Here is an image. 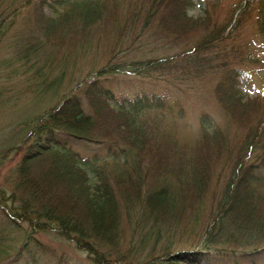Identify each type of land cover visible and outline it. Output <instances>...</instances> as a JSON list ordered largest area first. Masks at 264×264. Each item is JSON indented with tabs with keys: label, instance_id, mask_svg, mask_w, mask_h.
<instances>
[{
	"label": "trees",
	"instance_id": "1",
	"mask_svg": "<svg viewBox=\"0 0 264 264\" xmlns=\"http://www.w3.org/2000/svg\"><path fill=\"white\" fill-rule=\"evenodd\" d=\"M4 1L7 2L4 7L7 13L0 18V35L2 30L5 31L3 25L12 22H8L9 15L33 4V0ZM137 1V6L126 11L129 27L140 21L141 30L162 40L159 48L163 53L131 61L127 67L118 63L99 67L88 88L81 94L66 90L61 101L49 108L50 111L47 109L36 121L26 123L29 129L26 142H31L20 165L23 173L28 171L27 163L41 154L56 156L66 162H52L51 167H47L46 175L52 176L49 186H46L49 192L46 187L42 192L40 185L32 182L25 173L18 183L22 186L19 187L22 196L16 192L18 187L9 195L0 190L1 198L17 207L12 214L28 226L23 230L24 239L16 247L13 262L39 264L42 257L38 255V250L43 245L35 235L52 229L62 236L73 237L75 246L89 254L95 264L114 263L108 256L110 251L101 248L99 241L110 239L113 224L120 213L119 193L110 186L106 165L108 159L114 161V166L116 162L119 165L133 150L141 159L142 156L148 157L146 174L134 179L128 176L127 179L122 174L124 171L120 170L118 177L124 186L132 188L129 195H124L129 208L138 206L153 220L166 214L176 220L184 212L177 204L185 206V201L192 202V205L198 203L211 185L218 166L224 179L222 198L220 196L217 210L212 214L211 227L205 229L203 238L189 249L182 248L175 253L164 251L166 257L161 259L162 264H181L182 260L189 264H213L223 260H230L233 264H256L264 257V91L263 95L257 93L248 98L241 86L242 79H246L241 65L245 61L258 64V71L262 73L264 52L257 55L247 50L248 46L233 44L227 51L232 33L237 32L253 14L264 48V0H244L223 21L213 19L208 8L203 15L193 18L188 14L193 6L192 0ZM34 5L33 16L29 18V31L30 27L34 28L41 41H27L29 45L22 50L21 60L30 67H36L38 76L43 74L42 78L37 76L39 80H35V89H32L36 95L43 97L47 95V89L57 90L65 73L76 65L80 49L85 52L89 35L100 23L102 8L111 7V0H38ZM44 5L51 7L56 14H45ZM116 15L115 10L113 17L107 20L115 21ZM72 21L78 26L71 27ZM198 31L197 35H191ZM219 59L221 63L215 65ZM124 70L135 80L146 81L151 87L164 80L168 83L172 79H188L209 71L217 73L213 96L228 121L238 130L231 134L225 126L213 123L202 115L198 138L187 148L173 134L176 118L184 117V110L164 93H157L153 88L140 89L139 85L126 103L114 101L113 92L104 81ZM101 109L121 112L125 117L123 123H118V133L108 135L102 130L92 131L94 119ZM102 148H105V153L103 157L98 156L99 161L95 162L94 156L77 159L75 150L87 153ZM115 157L119 159L114 160ZM63 165L70 168L62 169ZM62 170L76 173L79 179L68 186V179L61 178L65 173L58 172ZM156 178L174 179L176 182L181 179L178 191L186 200L178 199L180 196L176 198L174 191L171 194L173 201L166 200L167 188L157 189ZM187 186L190 192H187ZM62 198L65 202L61 201ZM12 214L5 210V215L10 217ZM12 222L19 225L17 220ZM154 222L159 224L157 220ZM225 224L231 228L228 237L227 232H224L225 236L217 237L216 232L220 233L219 228L223 229ZM245 234L252 236L243 237ZM219 238L224 244L214 245L222 241ZM144 260L141 264H156L155 258Z\"/></svg>",
	"mask_w": 264,
	"mask_h": 264
},
{
	"label": "rangeland",
	"instance_id": "2",
	"mask_svg": "<svg viewBox=\"0 0 264 264\" xmlns=\"http://www.w3.org/2000/svg\"><path fill=\"white\" fill-rule=\"evenodd\" d=\"M34 1L38 0H33L32 6L28 5L9 15L7 17L8 22H12L10 25L8 23L3 25L5 31L2 30L3 34L0 35V190L5 195H9L15 187H18L16 192L20 194L19 196H22V189H20L22 186H19L18 183L25 176L24 173L32 182L39 184L42 188L41 191L44 192L45 187L49 186L48 183L52 179L50 174L46 175L47 167H51L52 162L57 164L66 162L61 161L56 156L41 154L27 163L29 166L27 172L23 173L21 171L22 166L20 165L23 164V158L27 152L26 148L29 147L28 145L31 142H26V139H29L27 136L29 133L27 121H30V123L34 120L36 121L47 109L49 110V108L57 105L66 90L81 94L88 88L89 81L93 79L94 73L99 67L107 63H118L121 67H127L131 61H136L145 56H159L163 53L162 49L159 48L162 40L158 39L157 35L149 32L145 33V30H141L140 21L134 27H129L130 21L126 20V11L128 8L134 7V5L137 6L138 1L111 0V7L114 9L110 5H107L109 8H102L103 16L101 15L102 17L100 16L99 18L100 23L96 25L97 29L89 35L88 47L85 48V52L80 49L76 65L71 71L65 73L64 78L59 82L60 87L53 91H51L52 89H47V95L40 97L32 89H35V80L38 81V77L42 78L43 74L40 73L42 76H38L37 73L39 74V72L35 70L36 67H30L28 63L21 60L23 58L22 50L24 51L26 46L29 45L27 41L34 42L39 39L34 28L30 27L29 31V20L33 16L32 7L35 3ZM192 2L193 6L188 10V14L193 18L200 17L204 14L205 8H208L210 13L213 14V19L223 21L244 0H192ZM6 5V1H0V18L1 15L7 13L4 10ZM53 6L61 10L57 4H53ZM115 10L117 12L116 20H107L113 17ZM43 12L47 15L56 14L48 5L43 6ZM79 17H81V14H79ZM124 22L125 25L122 26ZM6 26L7 28L5 29ZM70 26L75 28L78 25L72 21ZM32 29L33 32H31ZM199 32H193L191 35H197ZM261 38L253 14L237 32L232 33L228 39L227 51H229V46L233 44L235 46H245L246 48L248 46L247 50H251L257 55H262L264 48L261 46ZM86 40L87 38L84 41L86 42ZM30 54L35 55L34 53ZM57 55L60 56L62 54ZM220 61V59L216 60L215 65L220 64ZM241 66L246 73V79H242L241 86L244 88L247 97H254L257 93L263 95L264 71L259 73L260 65L245 61L244 65ZM172 77L175 76L173 75ZM135 79L124 70L113 77H109L104 81V84L111 88L115 98L114 101L118 104L126 103L139 85L140 89L151 90L153 88V91L164 93L170 101H175L184 110V117L176 118L173 134L187 148L193 145L198 138L200 130L199 120L202 115L210 118L213 123L225 126L231 134L238 130L235 125L228 121L229 119L223 114L213 96V87L218 79V74L215 72L209 71L199 76H190L188 79H172L173 81L168 83L164 80L153 87L149 86L146 81ZM82 98L85 101L84 96ZM105 107L108 108V106ZM90 112L92 113V110ZM124 118L121 112L101 109L99 116L94 119L95 123L92 124V131L102 130V133L108 135L118 133V123H123ZM75 151L77 152V159L94 156L96 157V162L100 159L98 156L102 155L101 157H103L105 148L87 153ZM118 157H115L114 160ZM147 160V156H142L141 159V156L134 150L126 158L124 157L119 162V165L116 162L117 165L114 166V161L108 159L106 173L109 174L110 186L119 193L118 206L120 207L119 219L113 224V230L109 236L110 239L104 240L100 237L101 240H99L102 243L101 248L106 252L110 251L108 256L114 262L110 264H121L123 262L141 264L145 261L144 259L147 260L148 258H155L156 264H162L161 259L166 257L164 256L166 254L163 253L164 251L175 253L182 248L189 249V247L203 238L205 229L211 227L212 214L217 210L220 196L222 198L224 179L219 173L221 169L218 166L207 191L199 194L203 193V197L198 203L192 205V202L188 203V201H185L186 207L182 203L177 204L179 209H182V212L184 211L178 219L175 220L174 217L171 218L167 214L161 215V218L158 216L157 219H154L159 221L158 225L155 224L154 220L148 218L143 211L141 212L138 206L129 208L124 195H129L132 188H129V185L124 186L122 180L118 177V171L120 170L124 171L122 174L127 179L128 176L130 177L129 179H134L136 176L141 177L142 174L144 176L149 168ZM150 160L151 158L148 164H150ZM66 165H63L62 169L70 168ZM146 165L148 168L145 167ZM58 172L59 174L65 173L62 174L61 178L68 179L66 181L68 186L79 179L78 175L70 170ZM89 176L91 177L92 174L89 173ZM116 177L118 179H115ZM155 181L157 189L167 188V191H165L167 194L166 200L168 199L169 202L173 199L171 196L173 191L176 192V198L180 196L178 184H182L181 179L180 182H176L174 179L160 180L157 178ZM189 187L187 186V192H190ZM46 189L47 191L49 190L47 187ZM262 194L264 195V189H262ZM1 197L0 264H28L26 262H13L16 247L24 239L23 230L28 227L27 223L13 215L12 212L17 210V207L15 208L13 203L10 204L9 200ZM178 199L186 200V198H181V196ZM61 201L65 202L63 198ZM178 203H180L179 200ZM5 210L12 215L10 217L5 215ZM14 220H17L19 225L13 223L12 221ZM224 226L223 229L219 228L220 233L216 232L217 237L225 236L224 232H227L226 237H228L231 228L228 224ZM249 235L252 236L251 234L242 236L248 238ZM35 237L44 247L38 246V255L42 257L39 264H95L89 254L75 246L73 237L62 236V234H59V232L57 234L52 229L37 232ZM219 240L222 241L213 244H224L222 238H219ZM218 262L213 264H233L230 260ZM181 264L189 263L182 260ZM199 264L207 263L201 262ZM256 264H264V257L262 260H257Z\"/></svg>",
	"mask_w": 264,
	"mask_h": 264
}]
</instances>
